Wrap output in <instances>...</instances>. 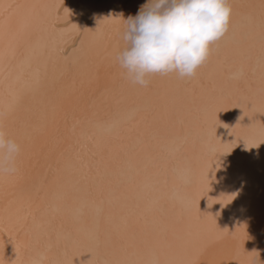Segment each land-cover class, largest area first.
<instances>
[{
    "label": "bare ground",
    "instance_id": "obj_1",
    "mask_svg": "<svg viewBox=\"0 0 264 264\" xmlns=\"http://www.w3.org/2000/svg\"><path fill=\"white\" fill-rule=\"evenodd\" d=\"M146 2L64 0V7L70 10V22L83 31L95 30L98 21L106 17L135 15ZM237 2L244 5L247 0ZM244 11L242 8L237 20L238 36L250 23ZM8 23L17 32H32L34 27L26 10L12 14ZM123 28V23L108 24L101 25L97 33H81L82 46L79 39L72 38L74 30L61 33L51 24L33 37L34 49L45 51L47 79L53 90L44 118L40 113L33 118L40 127L27 146L9 134L21 144L24 160V175L17 186L10 187L13 180L5 178L0 191V248L9 264L16 255L14 243L22 245L23 264H36L41 256L42 264H103L106 253L96 243L98 224L102 231L134 224L137 233L145 221L150 231L154 219L184 227L187 212L182 210L181 201L198 187L203 153L209 146L197 134L196 122L186 114L162 117L149 127L150 102L165 91L187 98L214 90L215 95L225 98L255 94L259 103L258 50L240 39L221 46L213 63L200 68L195 77L157 74L145 88L130 83L117 63L116 54L124 47ZM73 45L79 47L73 50ZM61 47L67 53L58 51ZM108 53L114 68L106 67ZM98 66L102 70L97 77ZM36 69L35 62L31 66L25 62L14 76L23 80ZM40 71H44L43 66ZM9 83L0 89L6 101L12 98ZM217 115L221 124L216 135L222 143L235 140L230 129L237 122H252L247 116L240 120V108ZM256 118L264 122V114ZM208 176L210 191L200 200V211L213 215L221 230L231 232L244 226L249 237L245 250L256 251L258 264L259 257L264 262V143L249 149L240 140L230 153L217 155ZM38 190L41 195L46 191L47 197L29 202L28 196ZM228 196L233 199L227 204L208 206V197ZM206 229L201 222L199 230ZM238 251L230 236L208 248L202 259L205 264H220L226 256L243 260Z\"/></svg>",
    "mask_w": 264,
    "mask_h": 264
},
{
    "label": "snow or ice",
    "instance_id": "obj_2",
    "mask_svg": "<svg viewBox=\"0 0 264 264\" xmlns=\"http://www.w3.org/2000/svg\"><path fill=\"white\" fill-rule=\"evenodd\" d=\"M242 8L245 9L244 15L250 23L243 34L238 36L237 20ZM21 10H26L33 20L32 32H17L8 23L11 15ZM69 17L70 10L64 7V0H0V89L3 88L5 82H10L8 91L12 97L10 101H6L3 92L0 91V127L5 128L8 134L14 136L25 146L32 140L33 133L39 130L40 126L33 123V118L37 113L41 114L42 119L44 118L47 104L50 103L49 93L53 90L47 79L48 60L45 58V51L42 48L38 52L34 49V35L51 24L61 33L74 30L76 35L72 38L79 39V46H82L84 41L81 33L94 34L99 31L101 25L123 23L122 18L110 16L99 20L95 30L81 31L76 24L70 22ZM61 23L65 25L64 28L58 27ZM236 38L244 42L247 47L258 50L256 64L260 71L259 103H257L255 94L239 98H225L223 95H215L214 90L202 92L199 97L187 98L165 91L159 95L157 101L150 102L152 118L149 127L158 124L162 117L171 118L179 114H186L196 122L197 134L203 136L209 146L208 151L203 153L197 178L198 187L181 201L182 210L187 212V223L184 227L165 225L162 220L154 219L150 231L148 222L145 221L144 226L137 233L134 224H126L123 229L108 231H102L98 224L96 243L97 246L105 248L106 259L103 264H205L202 259L203 253L230 236L239 249L237 256L244 259H233L231 256H226L221 259L220 264H225V261L228 264L233 260L237 264H244V261L246 264H258L256 259L258 253L256 251L247 252L244 248V242L249 239L244 226H238L231 232L228 229L221 230L215 217L210 213L201 212L199 207L200 200L210 191L208 174L212 170L213 163H216L218 154L230 153L240 140H243L246 148L249 149L264 143V122L256 118L257 114H264V0H247L244 5L239 4L237 0H232L230 27L226 34L214 44L213 55L201 68H206L213 63L220 47ZM79 46L73 45V50ZM58 51L67 53L64 47L59 48ZM106 59L109 60L106 67L114 68L115 62L110 53L106 55ZM25 62L29 66L35 62L37 69L35 73H27L21 80L19 76H14V73L17 67ZM41 66H43V72L40 71ZM101 70L102 67L98 66L97 77ZM120 76L121 79H125L122 73ZM229 108L242 109L243 115L240 120L242 121L244 116H247L252 122L247 125L237 122L230 129V134L235 137V140L231 143H222L216 135V129L221 124L217 114ZM187 133L188 129H185V137ZM177 138H180L179 135ZM2 157L3 153L0 152V159ZM16 163L18 170L15 172L0 170V191H3L5 178H11L13 183L10 187L15 188L16 182L23 177V153H19ZM53 183H56L55 177ZM46 197V191L44 195H41L38 190L35 194L29 195L28 200L31 202L33 199L42 200ZM231 199H233L232 196L220 199L208 197V206L211 207L215 203L227 204ZM201 222L207 226L206 232L199 230ZM21 247V244L14 243L16 255L11 264H23L20 255ZM90 254L92 256V252ZM6 260L9 264V260L0 248V264H6Z\"/></svg>",
    "mask_w": 264,
    "mask_h": 264
},
{
    "label": "clouds",
    "instance_id": "obj_3",
    "mask_svg": "<svg viewBox=\"0 0 264 264\" xmlns=\"http://www.w3.org/2000/svg\"><path fill=\"white\" fill-rule=\"evenodd\" d=\"M232 0H147L123 21L124 47L116 54L125 78L148 87L154 75L193 78L228 31ZM21 144L0 127V170H18ZM41 256L36 264H42ZM259 264H264L259 257Z\"/></svg>",
    "mask_w": 264,
    "mask_h": 264
}]
</instances>
